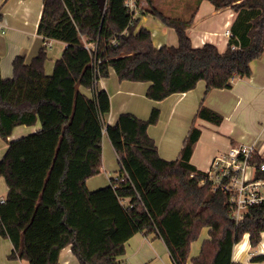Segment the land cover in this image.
Here are the masks:
<instances>
[{
	"label": "trees",
	"instance_id": "16d2710c",
	"mask_svg": "<svg viewBox=\"0 0 264 264\" xmlns=\"http://www.w3.org/2000/svg\"><path fill=\"white\" fill-rule=\"evenodd\" d=\"M146 1L141 15L174 29L177 46L158 49L148 30L137 31L140 20L126 0H44L38 34L66 44L53 73L45 72L46 48L31 63L17 57L11 79L0 70V137L8 144L0 179L9 189L0 203V236L13 245L9 259L60 264L62 251L71 247L79 264H119L128 241L145 233L163 239L174 264H188L191 244L208 228L210 238L191 264H236L233 250L245 235L252 248L261 243L264 203L237 224L229 196L214 191L207 173L191 163L200 129L193 126L179 158L166 161L148 133L159 109L148 120L121 114L105 128L108 93L91 98L80 88H95L114 70L120 81L150 83L147 98L156 102L187 93L200 81L208 93L231 90L264 55V0H206L237 15L223 53L212 44L192 45L187 31L193 16L169 17ZM196 118L216 126L224 120L203 104ZM37 122L39 131L8 142L15 128ZM104 130L121 170L110 186L90 192L87 180L102 171ZM253 162L263 160L256 156ZM252 262L263 263L264 254Z\"/></svg>",
	"mask_w": 264,
	"mask_h": 264
},
{
	"label": "crops",
	"instance_id": "0c3cea01",
	"mask_svg": "<svg viewBox=\"0 0 264 264\" xmlns=\"http://www.w3.org/2000/svg\"><path fill=\"white\" fill-rule=\"evenodd\" d=\"M152 1L166 16L178 19L194 17L187 33L195 48L212 44L222 53L227 50L230 37L225 33L231 32L237 16L231 8L216 10L206 0ZM43 4L44 0H0V70L4 79L13 77V62L17 57H23L27 63H31L41 49L46 48L45 72L48 75L53 73L56 62L62 57L65 43L46 40L38 34ZM139 6L140 10L135 17L140 20L137 31L148 30L153 45L158 49L166 45L177 46L176 31L150 14L141 15L148 8L146 0H140ZM173 12L182 14L183 18L172 15ZM149 87L150 83L120 81L115 71L111 70L110 77L100 79L95 88H80V91L91 98L97 91L108 93L111 110L104 118L105 128L115 125L121 114L129 113L141 120H148L152 111L159 109V121L149 127L148 133L157 145L159 156L166 161L179 158L193 126L201 130V136L194 148L191 163L202 172H209L213 160L231 147L255 146L264 158V55L253 62L251 76L236 78L231 90H212L208 93L206 83L200 81L187 93L174 94L156 102L147 98ZM202 104L223 116L220 126L196 118ZM40 129V122L34 126L17 127L8 142L31 135ZM7 149L8 144L4 148L3 158ZM1 158L0 156V160L3 159ZM102 165L101 173L86 182L90 192L110 186L112 179H117L121 170L106 130L102 138ZM8 192L5 180L0 179V200H4ZM209 232L210 229H203L200 235L203 239L199 241V237L191 244L188 264L200 255L203 243L210 238ZM13 250L10 240L0 236V264H29L24 260L9 259ZM263 254L264 235L257 248L251 247L250 237L245 235L235 245L232 260L236 264H264L252 262L255 256ZM170 261L172 258L163 239L138 233L126 244V254L119 264H169ZM60 264H79L71 247L62 251Z\"/></svg>",
	"mask_w": 264,
	"mask_h": 264
},
{
	"label": "built area",
	"instance_id": "2783aa9c",
	"mask_svg": "<svg viewBox=\"0 0 264 264\" xmlns=\"http://www.w3.org/2000/svg\"><path fill=\"white\" fill-rule=\"evenodd\" d=\"M126 7L133 18L140 10L137 0H127ZM225 35L231 37V32L226 31ZM256 156L263 160L261 164L253 162ZM259 172H264V158L255 146L231 147L213 160L207 172V181L214 191L229 196V210L237 224L250 208L264 203V179L258 178Z\"/></svg>",
	"mask_w": 264,
	"mask_h": 264
},
{
	"label": "rangeland",
	"instance_id": "374dc122",
	"mask_svg": "<svg viewBox=\"0 0 264 264\" xmlns=\"http://www.w3.org/2000/svg\"><path fill=\"white\" fill-rule=\"evenodd\" d=\"M185 8H186V6H185ZM172 15H175V16H178V17H180V18H183V15L182 14H178V13H175V12H173L172 13ZM5 147H7V144H6V142L0 137V156L3 158V153H4V148ZM1 158V159H2ZM1 161V160H0ZM203 239V237L201 236L200 237V239H199V241L200 240H202ZM192 254H193V252H192ZM169 264H173L172 263V261H170V263Z\"/></svg>",
	"mask_w": 264,
	"mask_h": 264
},
{
	"label": "water",
	"instance_id": "95a60500",
	"mask_svg": "<svg viewBox=\"0 0 264 264\" xmlns=\"http://www.w3.org/2000/svg\"><path fill=\"white\" fill-rule=\"evenodd\" d=\"M101 6H102V8L104 9L105 6H106V2H105V1H102V2H101Z\"/></svg>",
	"mask_w": 264,
	"mask_h": 264
}]
</instances>
